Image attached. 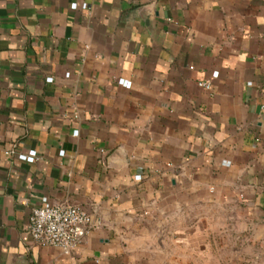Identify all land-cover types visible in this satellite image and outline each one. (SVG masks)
Instances as JSON below:
<instances>
[{
  "label": "crops",
  "instance_id": "crops-1",
  "mask_svg": "<svg viewBox=\"0 0 264 264\" xmlns=\"http://www.w3.org/2000/svg\"><path fill=\"white\" fill-rule=\"evenodd\" d=\"M44 199L101 224L35 241ZM238 234L263 260L264 0H0V264H227Z\"/></svg>",
  "mask_w": 264,
  "mask_h": 264
},
{
  "label": "built area",
  "instance_id": "built-area-1",
  "mask_svg": "<svg viewBox=\"0 0 264 264\" xmlns=\"http://www.w3.org/2000/svg\"><path fill=\"white\" fill-rule=\"evenodd\" d=\"M77 2H72V7H77ZM119 83L129 85V80L120 78ZM199 86L212 89V79H202L198 81ZM10 155H17L18 158L33 161L37 156L36 149L28 152L17 151L16 144L7 150ZM61 154L65 151L62 149ZM136 179H141L142 174L135 175ZM101 224V219L94 217L83 205L70 201L58 203L44 199L43 203L34 206L30 215L28 229L35 241L56 245L64 253L71 254L83 239L97 226Z\"/></svg>",
  "mask_w": 264,
  "mask_h": 264
},
{
  "label": "rangeland",
  "instance_id": "rangeland-1",
  "mask_svg": "<svg viewBox=\"0 0 264 264\" xmlns=\"http://www.w3.org/2000/svg\"><path fill=\"white\" fill-rule=\"evenodd\" d=\"M221 235H213L215 240L223 239ZM230 235H226L227 241H230ZM233 237V236H232ZM237 243L233 247H228V249L216 251L218 257L225 260L227 264H264V259L262 260L259 256L261 251L249 249V238H246L243 234H238L236 236ZM264 253V252H263Z\"/></svg>",
  "mask_w": 264,
  "mask_h": 264
}]
</instances>
